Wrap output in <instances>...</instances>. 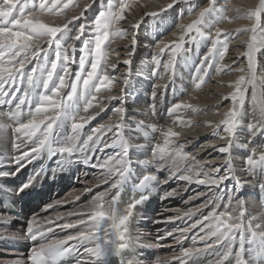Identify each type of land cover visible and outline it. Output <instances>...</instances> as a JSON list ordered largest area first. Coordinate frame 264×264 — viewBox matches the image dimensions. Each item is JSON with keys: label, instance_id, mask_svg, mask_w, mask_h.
<instances>
[{"label": "snow or ice", "instance_id": "6c2138e0", "mask_svg": "<svg viewBox=\"0 0 264 264\" xmlns=\"http://www.w3.org/2000/svg\"><path fill=\"white\" fill-rule=\"evenodd\" d=\"M95 3L96 0H90V3L86 4L77 15L66 18L63 22H56L46 18L59 17L62 14L66 17V10L80 8V3L77 0H0V106H9L7 111H0V131L13 129L14 148L18 153L7 160V163L17 165L15 171L0 172V176L16 175L25 164L31 163L43 153L49 156L60 154L64 162L71 164L74 153H93L97 148L100 151L104 148H119L116 154L91 164V167L101 170L94 186L109 184V181L111 183L108 189L92 197L88 204L43 217L34 216L27 223L22 235L8 233L5 236L0 233V239L35 242L30 247L27 257L30 264H59L61 260L74 254H77L75 264H83L78 255L82 245L83 252L93 258L90 259L89 264H109V257L134 243L131 236L133 209L144 197L133 199L122 209L118 206L120 190L130 173L128 154L131 145L122 132L126 109L123 106L115 107L114 112L120 117V122L114 125L101 124L91 129L83 140L81 135L84 126L94 119L98 112L87 116L81 113H88L93 108L104 110L97 99L98 94L102 91L110 92L116 79L108 71L109 68L116 67L115 64H108L111 43L116 38L125 36L131 37L127 58L123 60L124 65L128 66L123 85H128L132 57L137 47L135 30L140 28L143 19L132 24L133 31L126 32L121 27V21L126 19L125 13L134 6L135 0H108L107 4L98 6L95 18L89 21L85 13ZM178 4H187L188 14L195 15L196 18L190 24L178 25L182 30L178 40L164 43L161 39L156 43L155 47L159 52L152 57L156 69L151 75H155L156 70L160 68V55L166 51L169 53V59L163 68L166 73L174 76L177 57H180L182 63H187L193 58L189 54H195L192 45H195L198 51L202 44L209 43L207 53L201 57L193 74L194 89L199 90L206 83L205 78L209 77V69L213 70V76L231 71H237L241 75L229 85L234 90L228 96L222 97L231 101V107L220 122L224 126L223 131L226 135L222 136L218 131L214 132L219 139L226 141L224 146L217 149L220 153L227 154L225 173L212 177L205 173L203 178H200L199 171L187 170L188 174L176 177L188 183L215 186L220 192L215 194L216 202L210 214L202 216L189 227L180 230L182 233H187L202 225L200 232L204 235L197 233L193 247L183 249L180 255L173 259L178 260L180 264H201L200 258L211 249L215 250V259L207 261L206 264H226V262L233 264V261L234 264H264V227L259 223L253 225L255 216H251L246 221L248 206L245 199L239 195L245 186L258 187L260 193L264 194V151L260 152L258 157L256 153L257 147H264V144L254 145L246 159V168L252 179H247L244 174H237L233 170L231 153L236 146L238 128L247 117H251L246 125L250 133L249 141L256 136L264 140V67H261V74H257V54L264 49V0H260L259 5L244 16L235 17L253 22L250 28L237 30V34L240 32L249 34V39L243 53L247 67L238 66L235 69L223 63L228 53V45L235 36L231 32L226 33L220 27L225 21L231 23L233 18L227 15V8L217 6L216 0H209L207 7L199 9L191 0H172L166 7L162 6L160 12H147L145 15L156 18ZM186 44L189 46L185 47ZM77 51L81 53L78 60ZM73 64L78 67L74 75L71 67ZM158 87L160 86H153L151 93L153 100L156 98L155 89ZM66 89L69 90L67 94H65ZM249 89H251L250 95ZM123 92L124 87H121V95ZM108 99L115 100L117 97L109 96ZM246 102L251 105L250 113L245 108ZM192 108V104L181 102L174 104L168 112L171 115ZM155 109L156 105L153 103L151 110L155 112ZM69 124L71 134L61 136V131ZM142 125L143 121H140L138 127ZM215 127L219 128L220 125ZM113 128L116 131L111 143L105 141L101 145L103 136L113 132ZM162 134L163 144H155L153 156L161 160L169 155L175 157L174 170H170V179L176 176L180 163L187 160L189 155L183 153L180 147L176 149L171 147L175 138L180 136L179 132L169 127ZM29 144L31 147L27 148ZM22 145L27 150L20 151ZM244 146L247 147V144ZM90 159V155L82 156L84 164H89ZM213 171L219 173L220 168L216 167ZM153 180H155L154 176L143 175L138 188L148 187ZM225 181H232L231 190L225 191L227 189ZM34 182L35 176H30L15 189L14 194L27 192L34 186ZM222 185L224 188H221ZM82 191L91 192L92 188L85 187ZM110 194L111 198L107 199ZM174 195H176L174 190L166 192L165 198ZM79 198V196L74 197L75 200ZM221 201H224V208L217 211ZM66 203H69L66 198L57 200L46 205L41 211L48 212L49 209ZM209 204H213V198L188 209L182 215L169 219L191 218ZM173 211L180 212L179 209ZM72 217L76 219H70ZM10 219L11 217L0 215V221L5 224L10 222ZM57 229L68 234L58 236ZM70 229L77 231L68 232ZM184 238V236L175 237L177 240ZM195 239L204 241V246H195ZM209 240L210 243L207 242ZM246 253L250 256L248 260L244 259ZM121 264H131V261L122 260Z\"/></svg>", "mask_w": 264, "mask_h": 264}, {"label": "bare ground", "instance_id": "6f19581e", "mask_svg": "<svg viewBox=\"0 0 264 264\" xmlns=\"http://www.w3.org/2000/svg\"><path fill=\"white\" fill-rule=\"evenodd\" d=\"M80 3V8L66 10L67 16L63 14L59 17H47L46 19L63 22L66 18H71L73 15H77L79 11L90 0H77ZM172 0H135L134 6L125 13L126 19L121 21V27L126 32L133 31L132 24L143 19V23L139 29L135 30L137 35V47L135 55L132 57L133 63L131 67V74L128 75V85H123V79L126 75V69L128 66L124 65L123 60L127 58V50L131 46V37L125 36L124 38H116L111 43V55L108 59V64H115V69L109 68L110 75L116 77L113 81V86L110 92L102 91L98 94V101L100 106L104 108L103 111H99L98 108L90 109L88 113H81L82 115H91L98 112L95 118L88 122L81 135V140L86 138V134L89 131L101 124L109 125L120 122V117L114 112L115 107L123 106L126 111L123 116L124 127L122 129L124 138L131 145L129 148L128 159L130 162H137L139 165H144V169L137 172L133 169V175L130 176V180H137L140 175L154 176L159 179V184L156 187L162 192L163 197L161 201H153L152 205L157 204L159 207L158 214L151 211L150 207L146 208V222L142 227L134 226V236L140 244H145L151 251H146V256L139 254H132L130 261L135 264H180L178 260H174L173 257L179 256L183 249H181L182 242L186 244V248L193 247L194 238L196 234L204 235L200 232L202 225H198L196 228L191 229L187 233H182L180 230L189 227L195 223L204 215H208L213 210L215 204V194L220 192L215 186L199 185L196 183H188L182 181L176 177L181 174H188L187 170L199 171L201 173L200 178H203L204 174L208 176H216L225 173L227 165L225 164V156L227 154L220 153L217 149L224 146L226 141L219 139L214 135V132L218 131L220 135H226L223 131V125L220 122L225 118V113L231 107V101L225 100L222 97L228 96L234 89L229 87L241 73L237 71L221 72L219 75L213 76V70L209 69V77H206V83L202 85L201 89L196 90L193 86V74L197 66L196 63L200 62L201 57L207 53L209 44H202L198 51L193 47V54H189L193 58L187 63H182L180 57H177L176 63V75L172 76L170 73H166L163 65L169 59V53L160 55L161 66L156 70L155 75H151L154 69H156L155 63L152 60L154 55H157L159 50L155 47L156 43L161 39L164 43H171L178 40L182 34V30L178 27L180 23L184 25L190 24L196 17L195 15L188 14L187 4H178L173 9H169L161 13L156 18H151L145 15L147 12H160L161 7H166ZM199 8L207 7L209 0H191ZM260 0H216L218 7L227 8V15L232 19L229 23L225 21L220 25L225 32H231L235 38L228 45V53L225 55L223 63L230 65L232 69L239 67H247V61L243 53L246 50L249 34L240 32L237 34V30L243 28H250L252 21L247 19H235V17L244 16L249 10L256 8L259 5ZM108 0H96L86 13L85 17L92 21L95 18L96 9L100 4H107ZM238 10V11H237ZM79 23V21H76ZM71 27V25H69ZM83 39V37H82ZM187 39V37H186ZM189 45H185L188 47ZM80 42H77V48L79 49ZM206 47L202 56L199 55L201 50ZM81 53L76 52V58L79 59ZM258 67L257 74H261V67H264V49L257 54ZM198 61V62H197ZM74 73L78 70L76 64L71 65ZM71 83V80H69ZM154 85H159L156 88V98H152V90ZM166 85V87H165ZM124 87V92L121 95L120 89ZM68 89L65 90L67 94ZM251 89H249V95ZM11 95V93H10ZM109 96H116L117 99L109 100ZM187 102L193 105L192 109H183L176 113L169 114L168 110L176 103ZM15 103V101L13 102ZM153 103L156 105L155 112L151 110ZM7 105L0 106V111H7ZM245 108L251 112V105L246 102ZM251 117L245 118L237 131L236 146L231 150L232 153V165L233 170L237 174H244L247 179H252V176L248 173L246 168V159L250 155V149L257 144H264V140H261L260 136H256L249 141L250 133L246 127ZM140 121H143V125L138 127ZM189 122H191L189 124ZM10 123V121H9ZM220 125L216 128L215 125ZM171 127L174 131L180 133L178 138H175L174 143L171 145L173 149L181 148L183 153L189 155V158L180 163L179 169L176 171V176L169 179L170 170H174L173 155L165 157L163 160L153 156V149L155 144H163V131H166ZM153 128L156 130L154 131ZM108 132L103 136L101 145L105 141L111 143L114 138V132ZM65 134H71L70 124L66 126L60 133L61 136ZM15 134L12 128H9L6 132L0 131V157L4 164H8L7 171H15V164L7 163V160L18 154L14 148ZM247 144V147L244 145ZM136 145H142L137 148ZM31 144L27 145L30 148ZM23 145L20 151L27 150ZM264 151V147H257V157L260 152ZM119 152V148H104L100 151L99 148L93 153H76L78 163L70 166L71 172L69 176L63 174L52 180V174L49 172L47 177H44V173H40L35 176L38 169V165L33 161L29 163L27 170H20L17 176H9L6 180L8 183L7 189L14 193L15 189L23 183L25 177L35 176L34 186L36 185L37 197L34 200H29L28 194L30 192L23 193L20 197L23 202V211L19 215H14L11 211L5 210L0 205V215L11 217L10 225H1L0 221V233L5 236L8 233H15L22 235L23 223L27 221H21L23 216L29 215L30 219L34 216H47L54 214L57 211L65 212L71 210L73 207H83L88 204L92 197L97 193H101L108 189L109 184H100L94 186L97 183V178L101 172L100 169L91 167L92 163L102 160L105 157L111 156ZM83 155H90L91 159L89 164H84L82 161ZM194 158V159H193ZM35 161V160H34ZM142 161H148V163H142ZM28 164V163H27ZM84 164V165H83ZM83 165V166H82ZM245 165V167H243ZM219 167L220 172L213 171L214 168ZM24 168V167H23ZM63 177L59 182L58 179ZM78 177L79 181L75 179ZM38 178H41L43 189L40 188L41 182ZM37 179V180H36ZM167 181L164 183L163 181ZM39 182V183H38ZM20 183V184H19ZM19 184V185H18ZM228 189L232 188V181H225ZM7 186V185H6ZM130 197H133L130 188L132 184L126 183ZM85 187L92 188L91 192H83ZM224 188V185L221 186ZM136 191V189H134ZM175 191L176 195L168 196L165 198V193ZM115 191V190H113ZM139 194V192L137 191ZM203 193V195H198ZM241 195L248 206V212H246V221L251 216H255L256 219L252 221L253 225L259 223L261 227H264V194H261L258 187L245 186ZM79 196V200H75L74 197ZM193 197H195L193 199ZM67 199L69 203L63 205H57L55 208L49 209L48 212H42L41 210L49 204L54 203L57 200ZM111 198V194L107 199ZM213 198V204H209L207 207L200 209L199 212L191 216V218L184 217L182 219H169L170 217H176L182 215L183 212L190 208H195L202 204L205 200ZM20 199L14 197V201L17 205L20 203ZM83 199L81 203H78ZM226 199V197H225ZM39 202V205H43L42 208L34 206L35 202ZM124 202L125 199H122ZM129 204V202H127ZM34 206V207H33ZM260 207V208H259ZM224 208V201H221L217 211H221ZM33 209V211H31ZM38 209V210H37ZM179 209L177 213L173 211ZM32 214H31V212ZM31 214V215H30ZM154 214V215H153ZM140 216L142 214H139ZM70 219H76L72 217ZM3 223V222H2ZM207 223V221H205ZM208 231V229H205ZM172 233V235H168ZM184 236V239L177 240L175 237ZM164 237V239H160ZM214 239V238H212ZM24 244L26 240H22ZM208 243L211 240L207 241ZM204 241L195 239V246L203 247ZM10 245V244H9ZM180 245V246H179ZM23 244L20 246H2L0 248V264H28V255L24 252ZM152 248V249H151ZM185 248V249H186ZM206 255V253H204ZM148 257V258H147ZM151 258V259H149ZM215 254L210 256L207 261L214 260ZM206 261V262H207ZM83 264H89V260H82Z\"/></svg>", "mask_w": 264, "mask_h": 264}, {"label": "rangeland", "instance_id": "374dc122", "mask_svg": "<svg viewBox=\"0 0 264 264\" xmlns=\"http://www.w3.org/2000/svg\"><path fill=\"white\" fill-rule=\"evenodd\" d=\"M205 50H206V47L205 48H203L202 50H201V53H200V55H199V58H200V56H202L203 55V53L205 52ZM198 62V61H197ZM196 64H198V63H196L195 62V65ZM260 208V207H259ZM159 212V211H158ZM158 214V213H157ZM2 223V222H1ZM3 224V223H2ZM24 233V230L22 231V234ZM157 264H160V263H157Z\"/></svg>", "mask_w": 264, "mask_h": 264}]
</instances>
